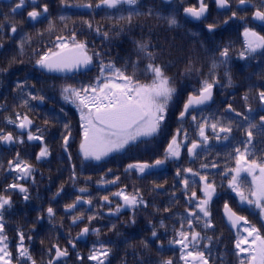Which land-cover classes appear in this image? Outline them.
Returning a JSON list of instances; mask_svg holds the SVG:
<instances>
[{
    "label": "trees",
    "instance_id": "trees-1",
    "mask_svg": "<svg viewBox=\"0 0 264 264\" xmlns=\"http://www.w3.org/2000/svg\"><path fill=\"white\" fill-rule=\"evenodd\" d=\"M56 1L59 2V0ZM84 2L89 1H81V3ZM196 3L197 0H178L173 5L168 6L160 0H146L142 7L124 8L123 13L119 15L111 14L97 17L93 14L92 28H89L87 23L80 21L84 17L71 19L70 22L59 25L55 30L58 35L59 33L64 34V29L70 35L75 32L80 37L81 42L87 43L89 55L94 52L102 54L99 58L93 57V61L98 64V67L90 74L95 75V78H54L53 80L49 78H29L30 74L36 75L38 71L29 65L20 63V59L14 55V51L0 48V69H6V71H0V128H3L6 132H14V125L7 124L5 118L12 117L15 119L16 112L10 111L11 108L27 107L23 105V99L26 97L24 93L21 94V101L18 97H13L16 81L14 77H16L17 72L22 74V83L27 88L24 91H33L35 95H42L45 101L62 98V89L65 86L71 85L80 88L94 83L98 77L97 74H100V59L105 64L111 61L117 68L121 69L126 64L135 63L139 60V68L134 70L132 67H128L127 74H135L142 83L150 82V73L141 74L148 61L144 59L143 53L139 52L137 42H147L151 46L150 50L157 56L156 63L164 66L166 75L172 78V85L179 93L178 98L170 106L167 122H178V124L187 127H195L197 130L196 123L192 121L193 113L182 122L178 121L177 118L187 96L200 88L201 82L208 78L209 69L215 62L217 64L214 70L215 78H228V75L231 78H239L235 86L229 85L225 81L217 83L216 86L221 90L218 92L223 93L228 89L232 98V94L236 92L237 98L235 101L237 102L234 103V109L239 112L238 109L242 107L240 102L243 101L241 96V87H243L249 96L248 106L253 110L256 109V115H254L251 122L257 123L261 110L257 94L259 90L264 91V49H257L255 53L251 54L245 52L246 45L243 32L245 28H249L260 35H264V28L254 25L251 21L252 13L261 6V0H250L246 7L239 8L237 7L238 0H230L231 11L225 14L216 11L213 0H206L210 7V13L207 20L202 23L204 25L193 24L182 15L185 7L196 5ZM96 4H92L93 13L101 10L95 7ZM54 11H57V8ZM233 11L237 12V16L234 20H230L225 29H222V24L226 18H230ZM149 12H151V15H149ZM130 13H132L131 23L126 19H119L120 16L127 17ZM173 15L178 20V25L170 27L166 18ZM208 24H215L219 30L209 33L206 28ZM97 28L100 30L99 33L95 30ZM104 32L108 33L107 39L103 35ZM225 48L229 50V59L227 63L219 65L217 62L218 56L220 51ZM241 52H245L244 58L240 57ZM189 68H194L197 71H189ZM4 75L12 77V80L5 78ZM30 85L34 86L33 90L29 87ZM219 98L222 99L223 97ZM72 105L77 107L73 103L69 106ZM177 108L178 112H176ZM27 115L33 116L36 124L41 126L39 127L41 132H45L43 134L44 143L50 147L58 146L57 136L56 134L51 135V132L52 130L60 132L66 119L54 118L51 120L48 118L49 114L45 113ZM67 115L69 117H67L68 121L74 127L73 130L79 131L78 113L74 111ZM226 115V113H223L222 117H226ZM219 116L221 117V115ZM232 118L242 123L243 128H238L236 124H233L232 133L236 136L229 144L228 150L231 166L221 163L217 172L212 169L207 170L209 179L215 180L217 192L210 204L211 220L214 228L209 229L207 235L213 236L214 240L219 237V240L214 243L210 264H239L234 247L238 236H234L226 227L222 217V209L225 203H228L237 214L245 216L251 224L260 228L262 234H264V227H262L264 217L261 216L260 210L254 205L239 207V198L228 187L225 178L222 176L226 169L234 168L232 166L234 155H230L233 148L241 146L239 142L246 139L247 122L243 120V116H232ZM204 119H207V115L202 114L197 118V121ZM72 133L74 135L75 132ZM77 135L76 133V138ZM220 144V146H216L215 151L217 159L223 161L227 155V146L223 141ZM76 145L77 140L74 141L72 148L74 149ZM34 148L35 145L29 143L14 144L8 148L0 143V194L10 196L12 201L11 206L4 212V223L9 250L13 252L14 256L16 254V244L18 243V232L22 231L25 234V245L29 247L37 264H48L50 256L54 255V249L49 253V249L53 245H58L61 249L67 248L70 252L69 259L59 264H96L95 261L88 260L87 257L91 254L93 246L99 247L101 243L110 249L105 264H160L163 259H172L174 264H183L179 259V246L169 244L174 236L173 225L179 228L178 218L187 215L185 209L190 207L187 205L182 191L173 197L172 194L157 189L149 194H145L141 189L139 192L144 200L148 202L147 208L139 207L133 210L126 207L123 209L122 207L121 211L111 218H107L105 214L101 217L100 213H96L100 210L99 206L94 204L91 199V208L83 210L86 224L75 225L72 223L73 216L65 214L63 208L73 203L78 197V192H75V189L85 187L95 193L97 182L96 160L86 159L81 155L79 161H76L78 163L74 164H68L67 162L54 163L47 159L42 162L36 160L40 148L35 149V151ZM16 149L20 150L18 153L21 159L32 165L34 182L32 178L17 181L14 179L17 173L8 170L7 162L15 159ZM2 156H4L3 160ZM209 160L207 151L201 154L196 170H200L201 164L207 163ZM113 164L119 165L118 161ZM72 166H76L75 179L71 178L73 175ZM37 171H41L42 174L36 175ZM55 171L61 172L60 175L57 176ZM115 171L120 172L118 168H115ZM242 178L245 180V190L247 191L250 177L247 173H244ZM136 181L137 183H143L142 178H138ZM12 183H19L26 187L28 189V199H25V193L19 192L18 189H9L5 192L7 186ZM135 189H133V192ZM192 190L197 192L198 197L202 196L200 185L194 186ZM57 193L59 195H56ZM85 198L90 199L88 195ZM49 207H52L55 212V216L52 218H49L47 213ZM165 208H168L169 211H164ZM104 211L106 209H103V213ZM93 215L96 218L89 223L88 217ZM162 222L165 227H161ZM85 226L90 229H99V235L90 231L88 240L77 243L76 249L71 250L69 241L73 242L76 235ZM197 230L199 231L200 228L197 227ZM153 231L157 232L159 239L152 236ZM29 236L31 237L30 241ZM161 244L163 247H161ZM78 255L83 259H78Z\"/></svg>",
    "mask_w": 264,
    "mask_h": 264
},
{
    "label": "snow or ice",
    "instance_id": "snow-or-ice-1",
    "mask_svg": "<svg viewBox=\"0 0 264 264\" xmlns=\"http://www.w3.org/2000/svg\"><path fill=\"white\" fill-rule=\"evenodd\" d=\"M37 3L38 0H31L33 8L27 12L28 18L32 21H36L49 11L47 4H43L41 10L37 11ZM139 3L140 0H99V3L95 7L100 8L103 6L108 9H117L123 5L135 7ZM215 3L222 9H230L231 7L230 0H215ZM248 3H250V0H238L237 7H246ZM25 6L26 0H18L12 12L15 13L18 9ZM78 6L93 7L91 3ZM261 9H264V0H261V6L253 12V18L255 20L264 21V10ZM183 11L187 16L201 20L202 18H206L208 4L206 0H197L196 5L185 7ZM149 15H151V12H149ZM236 16L237 12L233 11L232 17ZM60 19L63 20L64 17L62 16ZM119 19H126L131 23L132 13L127 17L120 16ZM166 20L170 27L178 25V20L174 15L167 17ZM85 23H87L89 28H92L91 23ZM224 23H227V21H224ZM215 27V24L207 25L209 32L214 31ZM10 30L12 33H16L17 28L15 25H12ZM95 30L97 33L100 31L99 28ZM103 35L107 39L108 33L104 32ZM243 35L246 45L245 52L251 54L255 53L257 49H264V35H260L249 28L244 29ZM2 47L3 45L0 44V48ZM23 47L24 40H21L19 44L21 51ZM137 47L139 52L143 53L144 59L148 61L141 74L150 73V82L142 83L135 74H127L128 67H132L134 70L139 68V60L135 63L126 64L121 69L117 68L111 61L105 64L100 59V75L94 83L80 88L68 85L62 89V98L64 101L76 104L80 111L82 121L80 151L86 159L91 158L99 161L110 153L125 149L128 145L141 140V138H154L158 135H164L166 132V122L170 106L178 98L179 93L172 85V78L166 75L164 66L156 63L157 56L150 50L151 46L147 42H137ZM55 48L57 50H48L36 61V64L41 69H46L49 72H64L88 68L93 63V57L99 58L102 55L99 52H94L92 55H89L87 43L77 41L75 32L68 38L58 36ZM245 52L240 53L241 58L245 57ZM228 56L229 50L227 48L220 51V57L223 58L221 63H227ZM216 67L217 64L213 62L209 69L208 78L201 82L200 88L187 96L182 110L179 112L178 118L181 121L191 114L190 110L205 105L212 99L213 88L219 83L214 75ZM188 70L197 71L194 68H189ZM0 71H6V69H0ZM201 74L203 75V73ZM228 81L229 85H231L230 75H228ZM17 88L27 97L23 99L24 106L29 105V100H39L41 102L44 100L42 95H34L31 91L25 92L26 85L23 83H18ZM257 97L262 106L261 110H264V91H259ZM243 99L248 101L249 96L245 95ZM252 111L253 109H248L249 113ZM225 113H235L236 117L243 116V120L247 122L248 127L245 129L246 139L239 142L242 147L236 146L233 148L232 153H230V155H234L235 157L236 166L226 169L222 173V176L223 178H227L229 175L231 176L228 180V187L236 194L241 204L254 205L260 210L261 216L264 217V161L249 159L252 155L251 148L254 139L252 129H259L261 132H264V115L260 116L259 124H254L251 122L249 115L237 112L232 108L231 104L228 105ZM225 118L228 120V123H224V121L216 119L215 117L212 118V122H209L208 119L197 121V117L193 115L192 121L196 123L198 139H193L189 145L187 131L178 128L167 144L164 159H156L154 163H130L125 168V172H137L141 175H146L151 169L163 165L168 159H179L182 148H186L189 157L193 160L199 158V150H206L209 144V135L207 134L209 129L217 141H229L232 138L233 124H236L238 128H243V124L235 121L232 116L226 115ZM5 119L7 124L15 125L16 128L20 129L21 134L14 136L12 132H6L3 128H0V143L23 144L25 143L23 134L26 133L27 141H39L42 145L39 153L36 155V160H41L50 155L48 146L44 143L41 130L37 128L35 133L31 130L33 121L27 115L16 113L15 119L12 117H6ZM64 127L67 134L63 136V147L67 152L71 131L69 125L65 124ZM181 135H183V141L179 139ZM69 159H71L70 154ZM7 163L8 170L17 173L14 177L15 180L19 181L32 178L34 182L32 165L21 159L18 152L15 159L9 160ZM216 167L217 164L213 162L211 164H201L200 170H194L188 167L184 169L178 168L176 171V177L179 178V183L182 185V194L186 199L187 205L190 207H186L185 209L187 215L178 218L177 223H179V228L173 225L174 236L169 241V244L179 246V259L183 264H210L214 243L219 240V237H216L214 240L213 236L207 235V231L214 228L211 220L210 204L213 196L217 194L215 180L209 179L207 170ZM241 173H247L251 177V181L247 185V191L245 190V180L242 178ZM71 178H76L74 169ZM119 179L118 176L114 180H104L102 178L100 183L114 184ZM196 185H200V192L202 193L200 197L197 196L195 190H192ZM156 187H161V185H156ZM9 189H18L19 192L25 193L24 198L28 199V189L22 184H9L4 191L7 192ZM79 191L85 192L87 189L81 188ZM56 195H59V193ZM112 195L119 197L123 201V204H117L115 211L112 212L110 210V214H118L122 207L133 210L139 207H148V202L144 200L139 189H135L131 194H127L122 189L112 193ZM172 195L175 197V192ZM102 199L107 204L112 203L107 195L103 196ZM81 202L89 205L92 204L91 199L83 200L82 197L78 196L73 203L66 205L65 210L71 211ZM11 203L10 196L0 194V264H14V261L15 264H37L31 255L29 247L25 245V234L22 231L18 232L15 256L9 250L8 237L5 234L4 212L11 206ZM224 209L231 227H242V231L246 233V235L239 236L234 245L239 264H264V234H262L261 229L251 224L245 216L238 215L230 208L228 203L224 204ZM164 211L167 212L169 209L165 208ZM47 213L49 218L55 216L52 207L47 209ZM95 218V215L88 217L89 223ZM81 219L82 215L74 216L72 223L75 224ZM132 222L134 223L135 221L133 220ZM161 227H165L163 222L161 223ZM197 227L200 228L199 231ZM90 231L97 235L100 232L99 229H90L88 226H85L77 238L88 234ZM152 236L159 239L156 231L152 232ZM28 239L30 241L31 237L29 236ZM69 244L73 248L75 247V244L71 240ZM161 247H163L162 244ZM53 249L55 250V254L54 256H50L48 264H59L61 258L69 255L67 248L61 249L58 245H53L49 249V253ZM109 252L110 249L103 243L99 247L94 245L87 259L95 261L96 264H105ZM77 258L83 259L79 255ZM160 264H174V262L172 259H163L160 261Z\"/></svg>",
    "mask_w": 264,
    "mask_h": 264
},
{
    "label": "flooded vegetation",
    "instance_id": "flooded-vegetation-1",
    "mask_svg": "<svg viewBox=\"0 0 264 264\" xmlns=\"http://www.w3.org/2000/svg\"><path fill=\"white\" fill-rule=\"evenodd\" d=\"M81 1H89L81 3ZM16 3H18V0H8L0 3V44L3 45L2 49L14 51V55L19 57L20 63L29 65L33 68H35L36 61L40 58L41 55H43L48 50H57L55 48V44L57 43V37L63 36L65 38H68L70 36L69 33L64 29V34L59 35L55 32L56 28L61 24H66L68 22L75 19H78L79 17H84L81 19V22H92L93 14L95 16L100 17L104 15H111V14H121L122 10L124 8H129L128 5H123L121 7H118L117 9H108L106 7H100V11L93 13L90 11H78L75 10L74 7L78 5H85L89 3H99V0H38V3L36 5V10L40 11L43 4L48 5V13L43 14L41 17H39L36 21H32L28 18L27 12L31 11L33 8V5L31 4V0H26V6L18 9L15 13L12 12V9L15 7ZM144 4V0H140L139 6ZM67 5V6H65ZM209 7V6H208ZM57 8V11H54V9ZM67 8V10H66ZM133 8V7H132ZM64 17L63 20L60 19V17ZM51 23V27H50ZM15 25L17 28L16 33L11 32V26ZM63 30V29H62ZM61 30V31H62ZM77 41H80V37L76 35ZM80 39V40H79ZM21 40H24V47L23 50L19 48V44ZM223 58L218 56V60H222ZM36 69V68H35ZM37 70V69H36ZM38 71V70H37ZM39 72V71H38ZM20 72H17L16 81H15V90H13V97H18V99L21 101L22 99V92L17 88L18 83H22ZM5 78H12L7 75H4ZM29 78H95V75H75L72 77L66 76V77H58L50 74H45L39 72L36 75L30 74ZM219 82L225 81L228 84V78H216ZM12 80V79H11ZM237 80L239 81V78H231V85H236ZM248 87L249 86H246ZM34 88V87H32ZM19 91H18V90ZM218 91H221L219 87H215L214 91V98L212 101V105L209 108H204L203 110H206L212 114H222L225 112V110L228 108V105L231 104L232 108L234 109V103L237 102L235 99L237 98V93L234 92L232 94L233 98L231 97V94H229V90L226 89L223 91V93H220ZM241 96L242 99L247 93L245 92V89L241 87ZM260 91V90H259ZM20 92V93H19ZM219 97H223L220 99ZM27 97H24V99ZM242 107L238 109L240 113L245 114H255L256 109L253 110L251 113L248 112V109L250 108L249 101H245L243 99L242 102H240ZM66 102L64 100H56V99H48L47 101L43 100L42 103H40L38 100H29V106L23 108L21 106L16 108H11L10 111H14L16 113L22 114H33V113H45L49 114V119L54 118H62L66 119L64 121V124L61 128L60 132H54L52 130L51 135L56 134V139L59 141L58 146L54 145L53 147L48 146L50 155L46 158H42L39 161L44 162L46 159L50 160V162H67L68 164H74L78 163L76 161H79V158L81 157L82 152L80 151V143L82 140V129H81V120H80V130L77 131L76 129L73 130V126L68 121V115L70 113H73L76 111V108H72L69 106H65ZM183 107V105H182ZM262 108V106L260 105ZM63 109V111H61ZM182 110V108H181ZM202 110V109H201ZM201 110H196L201 111ZM178 108L176 109V112H178ZM259 119L258 124L260 123V116L264 115V110H260L259 112ZM235 114V113H234ZM54 115H59L55 117ZM33 121V127L32 131L35 133L36 129L41 126H38L35 122V119L33 116H29ZM68 117V118H67ZM228 123V122H226ZM65 124L69 125L70 131H74V135L71 132V137L69 140V146L68 151L66 152L63 147V136L67 133L65 132ZM166 132L164 135H158L154 138H141V140H138L137 142L128 145L125 149L119 151V152H113L109 155L103 157L101 160L97 161V172H96V178L97 182L95 184V193H93L91 190L87 189L85 192H80L81 189H75V192H78V196H89L90 199L93 200L94 204L99 206V212L100 216L102 217L104 214L107 217H111L115 214H109L110 210L112 212L115 211V208L117 204H123V201L119 197H114L112 193H115L120 190H124L127 194H130L133 192V189H143L142 191L145 194H149L151 191H154L155 189L166 192L169 194H178V192L182 191V185L179 183V178L176 177V171L178 168L184 169L191 167L194 170L197 169L198 160H193L189 157L186 148L181 149V155L179 159H168L163 165H160L157 168L151 169L148 174L141 175L137 172L132 173H126L125 168L130 163L135 162H147V163H154L156 159H164L165 158V150L167 148V144L170 142L172 135L175 134L176 130L178 128H182L183 130H186L188 133V143L190 145V142L193 139H198L197 136V130L195 127H187L183 126L181 124H178V122H166ZM15 132L17 133V128L14 125ZM254 134L253 139V146L251 148L252 155L249 157V159H256L258 161H264V132H261L259 129H252ZM45 132L43 131L42 134ZM77 135V138L75 137V134ZM207 134L209 135V144L207 146L206 150H199L200 155L205 153L207 151L210 160L207 161V163H216V168H210L214 172L218 171L219 165L221 163L226 164V166H231L230 159L228 156V150H229V144L232 142V139H235V134L232 133V138L229 141H223L226 146V157L223 161H220L217 159L215 148L216 146H220V142L217 141L213 134L211 133V130L209 129L207 131ZM23 138L25 139V143L23 144H34L35 149L38 150V148H41V143L39 141H27L26 133L23 134ZM181 141H183V135L179 137ZM77 140V145L73 149V143ZM245 140V139H244ZM143 141V142H142ZM243 150V149H242ZM16 152H20L19 149H16ZM69 154L71 156V159H69ZM2 160L4 156L1 157ZM119 159V160H118ZM118 161L119 165L113 164ZM106 163V164H105ZM105 164V165H104ZM232 166L235 165V157H234V163ZM72 170L76 166L71 167ZM115 168H118L120 172H116ZM111 170V171H109ZM61 172L55 171V174L57 176L60 175ZM42 174L41 171H37L36 175ZM244 173H241V176ZM119 177L120 179L114 183V184H103L100 183L102 178L104 180H114L116 177ZM250 177V176H249ZM142 178L143 183H137V179ZM231 178L229 175L227 178H225L226 183L228 184V180ZM136 179V180H135ZM251 181V177L249 182ZM247 183V182H246ZM156 185H161L162 187H156ZM125 186H127L125 188ZM85 188V187H83ZM106 191V192H104ZM109 196L110 200L112 201L111 204H107L103 201V196ZM76 200V199H75ZM239 207H251L247 205H243L241 203H238ZM127 208V207H126ZM85 207H76L73 213L69 214L71 216H81L82 219L78 220L75 225H85L86 219H85V213L84 210ZM103 209H106L103 213ZM125 209V207H123ZM64 213L65 207L63 208ZM121 211V210H120ZM74 224V223H73Z\"/></svg>",
    "mask_w": 264,
    "mask_h": 264
},
{
    "label": "water",
    "instance_id": "water-1",
    "mask_svg": "<svg viewBox=\"0 0 264 264\" xmlns=\"http://www.w3.org/2000/svg\"><path fill=\"white\" fill-rule=\"evenodd\" d=\"M4 1H8V0H0V2H4ZM162 1L165 2V3H167V4H171V3H173L175 0H162ZM216 6H217V4H216ZM76 9H78V10H89L90 8H87V7H78V8H76ZM217 10H218V11H225V10H229V9H222V8H219V7L217 6ZM183 14H184V16H185L186 18L191 19V20H192L193 22H195V23H198V22L202 21L203 19H205V18H202L201 20H196L195 18H191V17L187 16L185 13H183ZM207 15H208V12H207V14H206V17H207ZM252 20H253L254 23L259 24V25H261V26H264V21L255 20L253 17H252ZM225 25H226V24H225ZM38 67H39V66H38ZM92 68H93V65L91 64L88 68H80V69H78V70H71V71H64V72H49V71H47L46 69H41V68L39 67V69H41V70H43V71H45V72H47V73H52V74L57 75V76L74 75V74H77V73H83V72H86V71L92 70ZM213 91H214V88H213ZM212 99H213V94H212ZM212 99H211L210 101H208L205 105L198 106V107H196L195 109H198V108H201V107H204V106L209 105V104L212 102ZM193 110H194V109H193ZM190 111H191V110H190ZM17 131H18L19 133H21V130L18 129V128H17ZM5 145H9V144H5ZM80 204H85L86 206H89V204H86V203H83V202H81ZM222 215H223L224 222H225L226 226L232 231V233H233L234 235H236L239 226H238V228H232V227H231L230 222H229L228 219H227V215H226L225 209H223ZM88 235H89V233L86 234V235H84V236H79V238H77V237H78V236H77V237L75 238V241H76V242H86V241L88 240ZM74 244H75V243H74ZM71 248L74 250V249L76 248V245H75L74 248L71 246ZM54 251H55V250H54ZM68 257H69V255H68L67 257H65V258H61V260H62V259H67ZM61 260H60V261H61Z\"/></svg>",
    "mask_w": 264,
    "mask_h": 264
},
{
    "label": "rangeland",
    "instance_id": "rangeland-1",
    "mask_svg": "<svg viewBox=\"0 0 264 264\" xmlns=\"http://www.w3.org/2000/svg\"><path fill=\"white\" fill-rule=\"evenodd\" d=\"M239 235H240V236H242V235H246V233H244V232L242 231V228L239 229Z\"/></svg>",
    "mask_w": 264,
    "mask_h": 264
}]
</instances>
